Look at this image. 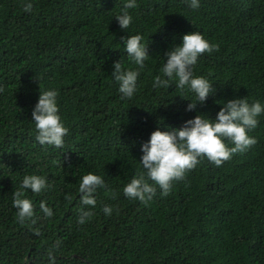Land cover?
<instances>
[{"label": "trees", "instance_id": "trees-1", "mask_svg": "<svg viewBox=\"0 0 264 264\" xmlns=\"http://www.w3.org/2000/svg\"><path fill=\"white\" fill-rule=\"evenodd\" d=\"M123 3L0 0V264H264V113L249 132L255 144L219 166L200 158L167 195L156 186L140 201L122 191L143 171L140 146L151 132L197 114L185 110L194 94L174 81L153 87L164 53L183 34L199 31L215 46L193 66L214 87L199 112L214 118L234 97L264 103V0H199L197 9L188 0H137L126 30L114 18ZM137 33L149 57L137 91L122 98L113 63L138 67L121 40ZM39 88L57 91L68 129L61 148L35 140ZM88 172L105 183L81 224L90 206L78 188ZM33 173L50 187L25 192L33 216L21 221L13 192Z\"/></svg>", "mask_w": 264, "mask_h": 264}, {"label": "clouds", "instance_id": "clouds-1", "mask_svg": "<svg viewBox=\"0 0 264 264\" xmlns=\"http://www.w3.org/2000/svg\"><path fill=\"white\" fill-rule=\"evenodd\" d=\"M189 7L199 8V0H188ZM137 7V0H124L123 7L114 16L121 29L126 30L133 17L129 9ZM25 11L32 8L30 2L25 3ZM123 52L138 66L125 68L121 61L113 63L112 77L118 84L122 98H131L137 91L139 70L149 57L147 45L141 34L128 35L121 38ZM215 46L199 31H192L180 37L179 44H173L164 53V63L160 74L153 78V87H168L174 81L176 88L194 94L186 111H196V115L184 121L180 127L165 126V130L157 127L151 132L149 139L141 144L142 155L139 158L143 171L133 176L122 189L125 197L140 201L152 199L156 186L161 195H167L175 181L183 179L185 173L197 166L200 158L206 157L219 166L229 159L233 153L243 152L256 143L249 132L258 124V117L264 113V103L259 100L249 102L246 97H234L223 103L212 118L198 111L197 106L207 101L213 94V84L204 77L194 75L193 66L205 52H211ZM31 121L35 125V140L41 145H52L61 148L68 131L58 111L57 91L52 88H39L37 102L31 111ZM159 124V122H158ZM151 181L152 183H149ZM104 179L93 172L84 174L79 181L78 191L81 193V204L90 206L83 210L78 222L83 224L92 215L91 208L97 203L95 193L98 187L104 186ZM50 187L47 178L39 174H25L20 181V189L13 192L12 206L17 210L21 221L33 216V202L26 191L40 193ZM40 209L46 216H52L51 207L40 203ZM113 207L103 206V212L111 215Z\"/></svg>", "mask_w": 264, "mask_h": 264}]
</instances>
